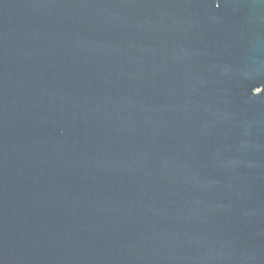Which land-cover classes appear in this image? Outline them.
<instances>
[{"label": "water", "instance_id": "95a60500", "mask_svg": "<svg viewBox=\"0 0 264 264\" xmlns=\"http://www.w3.org/2000/svg\"><path fill=\"white\" fill-rule=\"evenodd\" d=\"M0 264H264V0H0Z\"/></svg>", "mask_w": 264, "mask_h": 264}]
</instances>
